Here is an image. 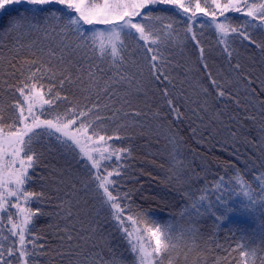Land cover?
Here are the masks:
<instances>
[{
    "label": "trees",
    "instance_id": "obj_1",
    "mask_svg": "<svg viewBox=\"0 0 264 264\" xmlns=\"http://www.w3.org/2000/svg\"><path fill=\"white\" fill-rule=\"evenodd\" d=\"M156 14L169 17L164 22L173 23L170 32L153 37L157 43L151 44L132 30L124 39L122 61L115 63L111 56L102 58L98 51L80 46L74 36L51 30L33 33L19 43L15 35L0 37V126L7 131L18 117L14 106L24 102L17 88L32 73L36 77L28 81L29 86L42 85L37 90L55 101L42 106L46 111L41 119H53L68 108L87 111L98 104L106 120L96 125V131L113 137L109 143L114 147L130 149V155L120 162L115 157L103 161L106 167L100 174L122 164V175L113 177L118 181L114 193L131 194L133 211L127 214H134L139 207L172 226L177 246L164 256L162 264H170V260L172 264H243L241 251L249 253L251 264L253 250L257 252L255 264H261L264 216L251 218L239 213L219 224L210 213L195 215L191 201L176 191V181H169L168 168L173 148L170 140L175 136L188 168L183 191L198 199L207 188L205 206L215 199L211 189L221 177L228 182L239 174L255 188L256 177L264 173V47H258L264 45V25L256 26L255 21L248 26L250 18L243 12H228V20L218 17V22L246 31L249 41L231 31L224 36L208 24L210 17L201 14L193 39L184 17L175 9ZM133 22H139L138 18ZM149 46L162 58L159 66L167 79L151 75ZM235 65L240 66L238 72ZM89 71L95 73L92 80ZM209 74L221 88L213 87ZM220 90L223 96L218 95ZM169 99L179 110V118L170 110ZM34 111L40 114L41 107ZM16 127L23 126L17 121ZM33 151L39 159L26 188L43 195L30 204L40 214L27 239L38 236L36 243L43 248L38 249L42 254L34 257L32 264H93L101 257L110 259L112 252L124 258L123 264H133L126 238L90 179V171L94 175L96 170L79 149L72 151L55 137L44 136L34 139ZM61 201L65 202L62 212L57 207ZM186 210L192 215L182 217ZM69 233L73 237L70 242ZM8 259L16 264L17 256Z\"/></svg>",
    "mask_w": 264,
    "mask_h": 264
},
{
    "label": "snow or ice",
    "instance_id": "obj_2",
    "mask_svg": "<svg viewBox=\"0 0 264 264\" xmlns=\"http://www.w3.org/2000/svg\"><path fill=\"white\" fill-rule=\"evenodd\" d=\"M160 5L169 7L159 8ZM172 9H175L177 14H184L187 31L193 32V39H196L194 26L199 23L201 14L210 17L208 24L214 25L216 30L224 36H227L231 31L240 33L245 40L249 41H251V37L246 31L242 32L236 27L230 28L224 22H218V17L228 20L226 15L228 12H243L250 18L249 21H246L248 26H251L255 21H258L256 26L264 25V0L258 6L256 0H194V3L193 0H104L103 3H100L99 0H0V37L6 38L15 35L17 43H19L22 38L33 33L43 31L47 34L51 30L62 36H74L80 46L90 48L94 52L98 51L102 58L111 56L115 63L117 59L122 61L121 52L124 39L132 34V30L139 34L140 39L146 43L150 41L151 44L157 43V39H153V37H158L159 34H168L173 28V23H165L164 21L169 17L156 13H164ZM133 18H138L139 22H133ZM157 24L161 25L160 29L156 28ZM98 25L106 27L99 29ZM258 47H264V45H258ZM148 52L152 53V63L149 67L151 75L157 80L161 76L167 79L159 66L162 58L151 46L148 47ZM31 63L35 64V61H31ZM239 70L240 66L235 65L234 71L238 72ZM35 77L36 74L32 73L17 88L24 98V103L18 102L14 106L19 112L16 120L7 126V131L4 126H0V210H4L6 204L17 209V212L9 217V222L12 225L9 231L12 237L18 239L13 242L12 247L7 249V257H16L18 253V264H32L33 258L42 254L38 249L43 248V245L36 243L39 237H34L31 240L27 237L32 231L34 219L40 214L39 209L35 211L31 209L30 203L43 194L29 192L26 185L30 179L29 169H32L39 159L33 151L34 139L48 136L55 137L60 144L72 151L78 148L81 157L90 163L91 169L96 170L94 175L90 171V179L95 182L97 193L101 194L99 198L102 204L111 209L113 220L117 222L119 230L124 234L134 257L133 264H153V262L162 264L164 256L177 246L173 242L172 226L156 220L139 207L135 209L134 214H127L133 211L131 194L128 192L114 193L118 181L113 177L122 175V164L118 163L112 171H107L104 175L100 174V169L106 167L103 161L115 157L116 161L120 162L130 155V149L114 147L109 143L113 137L100 135L96 131V125L102 124L106 120V117L100 114L98 104L94 109L89 108L87 111L68 108L63 114L57 113L53 119H41L40 115L46 111L42 105L51 106L55 101L46 98L37 91L42 85L33 83L29 86L28 81L34 80ZM94 77L95 73L89 71V79L92 80ZM209 78L213 87L221 88L215 78L211 77V74H209ZM65 79H70V77ZM60 83L63 85L64 80H61ZM51 91L52 89L48 90L49 96ZM206 91L207 89H205ZM218 95L223 96L224 91L220 90ZM164 96L168 97L167 91L164 92ZM37 97L41 102L40 114L34 111ZM167 104L179 118L180 113L175 107L174 101L169 99ZM24 105L27 106L26 110ZM107 107L105 105V108ZM112 115L114 116L115 113ZM0 121H2V117H0ZM17 121L23 127H16ZM57 133L59 135H56ZM115 138L120 139L119 136ZM170 143L173 148L169 153L168 171L171 175L168 179L176 181L178 185L176 191L191 201V208L194 209L195 215H200L202 212L210 213L219 224L225 223L232 215L239 213L249 214L254 218L257 213L264 216V173L256 177L255 188L247 184L239 174L235 176L234 180L228 182L224 177H221L211 189V195L215 199L210 200L205 206L204 201L209 195L207 188L203 190L204 194L200 195L198 199L191 192L183 191L184 178L188 168L179 151V140L173 136ZM6 157H11V159L6 161ZM17 163L19 164L18 168L15 167ZM5 167L9 169L7 179L3 176ZM236 188H239L240 191H235ZM254 192L256 195L253 194ZM11 197H15L16 203H11ZM123 201L128 203L125 204ZM233 201L238 203L233 204ZM64 205V201L57 205L61 212L64 210ZM59 214L60 212L57 213V215ZM184 215H192V213L186 210L181 212V216ZM71 216L72 212L69 210L67 217ZM192 223L195 224L196 221L193 220ZM92 231L95 232V228ZM261 232L264 234V220L261 221ZM144 233L151 234V239L155 241L154 248L151 247V244L145 246ZM192 233L195 235L194 229ZM72 239L73 237L69 233L67 240L70 242ZM28 245H32V247L29 248ZM240 255L244 258L243 264H248L249 253L241 251ZM250 255L252 257L251 264H255L257 252L253 250ZM123 260V257H118L112 252L110 259L105 260L101 257L99 261H93V264H123ZM260 260L261 264H264V255L260 257ZM0 264H13L11 259L6 258L5 250L2 248H0ZM170 264H172L171 260Z\"/></svg>",
    "mask_w": 264,
    "mask_h": 264
},
{
    "label": "rangeland",
    "instance_id": "obj_3",
    "mask_svg": "<svg viewBox=\"0 0 264 264\" xmlns=\"http://www.w3.org/2000/svg\"><path fill=\"white\" fill-rule=\"evenodd\" d=\"M258 1L259 2L257 3V6L259 5L260 2H262V0H258ZM99 2L100 3H103L104 0H99ZM55 7H59V6H55ZM180 15L184 17V14L183 13H180ZM133 19H136V18H133ZM142 41H144V40H142ZM37 91H39V90H37ZM22 100L24 102V98L23 97H22ZM42 106H46V105H42ZM40 107H41V102L39 101V98L37 97L35 109L36 108H40ZM26 108H27V106L25 105V110H26ZM25 114L27 115V112L26 111H25ZM57 135H59V133H57ZM5 159H6V161L7 160H10L11 157H6ZM15 167L18 168L19 167V164L17 163L15 165ZM33 168L32 169H29V174L31 173V171L33 170ZM3 176H4L5 179H7L8 176H9V169L7 167H5V170L3 172ZM235 190L240 191L239 188H236ZM5 195H6V192H5ZM11 203H13V204L16 203L15 197H11ZM21 203H23V202L21 201ZM16 212H17V209L16 208H13V207H10V205H8V204L5 205V209L4 210H0V248H2L3 250H5L6 258H15V257H7V249L9 247H12L13 246V242L18 239L17 237H12L11 236V233L9 231V229H11V227H12L11 223L9 222V217L12 216L13 214H15ZM245 215L248 216V217H251V218L253 217L252 215H249V214H245ZM259 216H261V215L259 213H257L256 214V217L259 218ZM116 224H117V222H116ZM121 234L124 236V234L122 232H121ZM143 240H144V244H145L146 247L149 244H151V247L152 248L155 247V241L153 239H151V234L150 233H144ZM18 255L19 254L17 253V257H18ZM16 264H18L17 259H16ZM153 264H154V262H153Z\"/></svg>",
    "mask_w": 264,
    "mask_h": 264
}]
</instances>
